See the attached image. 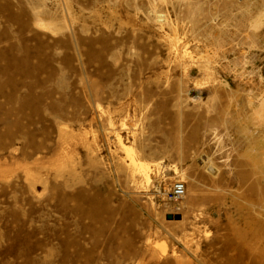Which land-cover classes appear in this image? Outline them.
Instances as JSON below:
<instances>
[{"label":"rangeland","instance_id":"374dc122","mask_svg":"<svg viewBox=\"0 0 264 264\" xmlns=\"http://www.w3.org/2000/svg\"><path fill=\"white\" fill-rule=\"evenodd\" d=\"M0 264H264V0H0Z\"/></svg>","mask_w":264,"mask_h":264},{"label":"bare ground","instance_id":"6f19581e","mask_svg":"<svg viewBox=\"0 0 264 264\" xmlns=\"http://www.w3.org/2000/svg\"><path fill=\"white\" fill-rule=\"evenodd\" d=\"M117 139H118V142H119L121 148L125 151L126 155L128 157H130V161L133 164V166L135 167V170L137 171V173L140 176H142L143 181L148 184L149 181H150L149 172H150V165L151 164L148 165L147 163H144V161L142 162V161H137L136 159H134L133 158V154H132L133 153V150L129 146H127L126 144H124L123 142H121V140H120L121 138H117ZM206 165L208 166L207 171L210 173V175L212 176V178L215 177L217 171H215V169H214L215 167L213 166V162L209 159L207 161ZM130 168H131V165H130Z\"/></svg>","mask_w":264,"mask_h":264},{"label":"built area","instance_id":"2783aa9c","mask_svg":"<svg viewBox=\"0 0 264 264\" xmlns=\"http://www.w3.org/2000/svg\"><path fill=\"white\" fill-rule=\"evenodd\" d=\"M234 2H242L244 0H232ZM186 187L184 182L176 181L165 192V199L169 202H177L185 196Z\"/></svg>","mask_w":264,"mask_h":264}]
</instances>
